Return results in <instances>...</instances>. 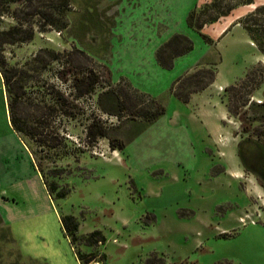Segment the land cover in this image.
Here are the masks:
<instances>
[{
	"label": "rangeland",
	"instance_id": "rangeland-1",
	"mask_svg": "<svg viewBox=\"0 0 264 264\" xmlns=\"http://www.w3.org/2000/svg\"><path fill=\"white\" fill-rule=\"evenodd\" d=\"M208 1L67 0L61 29L35 15L29 39L3 46L10 62L76 46L102 75L74 101L75 117L57 122L58 150L34 156L25 143L39 178L10 142L0 92V264H241V250H264V0L213 20L201 9L205 40L185 16ZM10 9L0 0V27L14 22ZM173 32L192 47L165 68L154 51ZM200 66L215 68L213 80L181 100L173 81ZM91 117L106 129L94 142L84 134ZM64 214L76 220L73 238Z\"/></svg>",
	"mask_w": 264,
	"mask_h": 264
},
{
	"label": "trees",
	"instance_id": "trees-1",
	"mask_svg": "<svg viewBox=\"0 0 264 264\" xmlns=\"http://www.w3.org/2000/svg\"><path fill=\"white\" fill-rule=\"evenodd\" d=\"M12 1L14 0H2L6 10L10 9L8 3ZM18 1L20 4L13 6L8 12L14 22L0 27V77L5 93L8 122L24 143L30 142L34 145L32 152L35 156L37 152L45 153L50 149H59L64 138L59 132L57 122L63 117H75L77 112L73 110L74 101L83 96H90L100 85L102 66L76 46L67 49L40 46L21 60L8 61L3 46L29 39L32 35V17L37 15L40 19L38 24L50 25L57 30L61 29L65 22L62 7L67 4V0ZM250 2L252 0H230L221 10H216V0L203 2L198 10H188L185 22L206 40L205 34L200 31L201 24H195V19L198 21L202 16L201 9H211L213 13L207 19L213 20L218 15L226 14L235 4ZM244 19L245 17H241L238 22L250 32L251 29ZM191 47L192 42L188 36L173 32L155 48V60L162 67L169 68L175 56L187 52ZM258 48L264 54L263 46ZM214 74L215 68L212 66L194 68L173 81L172 91L185 101L190 92L202 89L210 83ZM107 91L117 98L115 89L108 88ZM227 110L231 111L229 104ZM84 131L89 142L106 135L105 127L94 117L90 118ZM33 161L35 167L41 171L38 160L33 157ZM52 171H60V168L53 166ZM43 182L47 191L52 193L53 184L45 179ZM64 194L65 191H61L57 196ZM60 220L64 231L73 238L76 220L70 214L62 215ZM93 233L94 231H91L89 236Z\"/></svg>",
	"mask_w": 264,
	"mask_h": 264
},
{
	"label": "crops",
	"instance_id": "crops-1",
	"mask_svg": "<svg viewBox=\"0 0 264 264\" xmlns=\"http://www.w3.org/2000/svg\"><path fill=\"white\" fill-rule=\"evenodd\" d=\"M0 92H1V98H2V101H3V104H4V109H5V118H6V122L5 124L7 125L8 129H9V133L11 135H9L10 137V142H14L15 144L17 145H20L27 153V156L29 157V161L32 165V167L34 168L35 172L37 173V176L39 178V174H38V171L35 167V164H34V161H33V157L30 153V151L27 149L24 141L20 138V136L11 128L9 122H8V116H7V108H6V102H5V93H4V90H3V85H2V82H1V77H0ZM1 140H4V141H1ZM0 141L1 143L5 144V142L7 143V139L6 137H1L0 138ZM0 143V144H1ZM11 144V143H10ZM0 193H3V191H0ZM251 252H249V250L245 249V250H241V254H244L245 257L244 259L246 260V262H242V261H239L237 260L238 262H240L241 264H264V250H261L260 253H257L258 251L257 250H250ZM219 261H217L216 263H218ZM218 264H221V262H219ZM224 264H232L231 262H226Z\"/></svg>",
	"mask_w": 264,
	"mask_h": 264
},
{
	"label": "built area",
	"instance_id": "built-area-1",
	"mask_svg": "<svg viewBox=\"0 0 264 264\" xmlns=\"http://www.w3.org/2000/svg\"><path fill=\"white\" fill-rule=\"evenodd\" d=\"M240 221H241V222H243V221H244V219H243L242 217H240Z\"/></svg>",
	"mask_w": 264,
	"mask_h": 264
}]
</instances>
